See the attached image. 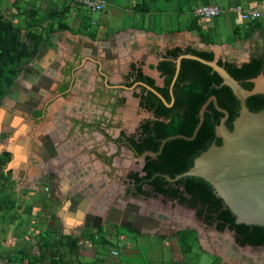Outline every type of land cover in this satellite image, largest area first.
Returning <instances> with one entry per match:
<instances>
[{
  "label": "flooded vegetation",
  "instance_id": "af4514ba",
  "mask_svg": "<svg viewBox=\"0 0 264 264\" xmlns=\"http://www.w3.org/2000/svg\"><path fill=\"white\" fill-rule=\"evenodd\" d=\"M186 45L203 48L193 42L174 45L171 41H157V47H135L119 52L108 47L65 48L56 67L43 75L49 80L47 86L30 90L26 94L28 104L24 108L12 106L11 117L6 119L10 122V131L5 138L19 141L21 145L19 156H13L10 164L16 167L18 161H25L24 177L22 171L17 173L22 185L52 196L63 194L67 197L66 203L69 196H96L95 200L99 198L105 204L121 208H110L107 213L112 212L109 217L118 222L129 221L130 225H123L126 228L140 226L143 221L154 222L155 218L169 221L170 217L157 211V207H150L151 201L159 200L169 203L170 208L191 209L194 220L223 232L225 229H216L215 222L209 224L198 217L197 207L179 204L157 194L148 185L160 174L147 166V160L157 162L162 150L149 148L157 143V120L165 123L172 120L157 117V98L162 100L153 90L159 92L157 86H165L166 79L158 64L170 58L165 57L166 49ZM253 46L251 42L244 51L247 57ZM217 54L218 58L241 59L239 53L225 50ZM149 57L153 62L147 67ZM138 69L144 77L138 75ZM171 80L168 86L170 102L162 101L168 109L174 102L171 96L176 79L172 85ZM5 132L1 131L0 138ZM146 166L153 171L150 176H147ZM39 182L49 192L41 189ZM239 246L257 249L264 244Z\"/></svg>",
  "mask_w": 264,
  "mask_h": 264
},
{
  "label": "crops",
  "instance_id": "0c3cea01",
  "mask_svg": "<svg viewBox=\"0 0 264 264\" xmlns=\"http://www.w3.org/2000/svg\"><path fill=\"white\" fill-rule=\"evenodd\" d=\"M202 1L217 4L222 8L234 4H240L244 8H264V0H190L185 5L190 11L183 18L187 28L181 32L180 37L136 28L119 33L115 39L103 43L90 41L86 34H83L79 37L80 42L70 44L69 47H108L119 52L135 47H157V41L159 43L171 41L172 44L178 45L191 42V37L198 35L192 31L193 27H200L199 33L205 31L208 36L215 37L209 45H221L224 50H247L249 47L247 43L237 45L244 36H252L253 40H260L264 36V22L260 27L252 28L234 13L225 12L208 20L193 18V7ZM68 4L67 0H0V93L3 82L9 81L6 69L10 63L16 65L19 60L31 57L34 49L50 47L51 20L68 22L74 26H80L85 20L70 4L68 7L70 12L66 16L63 9ZM162 22L161 20V26ZM171 23L172 21L169 24ZM51 33L65 36V31L60 29H55ZM59 47L65 48L66 44L63 43ZM238 47L243 48L234 49ZM58 53L43 55L31 66H34L33 69L45 70L51 62L58 63L60 52ZM147 62V67H150L149 63L153 62V58L149 57ZM11 67L13 66H9V69ZM20 98L26 99V95H20L18 99ZM8 110L10 112V109ZM0 115L2 116L1 113ZM2 119L0 117V131L5 130L1 125H10L7 117L3 121ZM0 139H2L0 160L6 151L9 155L8 160L13 156H19L18 151L21 149L19 141ZM15 166H11L12 171L17 173L22 171L24 177L25 161H18ZM46 195L47 193L38 191L28 193L22 187L0 188V258L23 259L27 264H171L170 260L175 259L167 257L170 250L167 245L170 244L174 249L175 241L172 237L163 239L162 236L151 232L144 233L147 230H154L157 218L151 223L143 221L142 225H135L138 229L134 226L128 229L121 226L120 222H104L100 229H92L84 224L78 212L105 215L107 208L98 209L93 205L89 209L81 208L82 205L85 207L90 203V199L86 195H79L73 198L72 204H69L72 211H68V200L67 203L65 200H59L62 202L61 206L52 207L49 200L46 203L42 199L46 198ZM47 196L56 199L50 194ZM166 226L160 225V229Z\"/></svg>",
  "mask_w": 264,
  "mask_h": 264
},
{
  "label": "rangeland",
  "instance_id": "374dc122",
  "mask_svg": "<svg viewBox=\"0 0 264 264\" xmlns=\"http://www.w3.org/2000/svg\"><path fill=\"white\" fill-rule=\"evenodd\" d=\"M187 1L190 0H107V7L104 11L83 15L82 18L85 20L80 26H74V24H68V22H56L55 20H51L52 25H50L49 34L50 47L34 49L31 57L29 56V58L22 59L21 61L19 60L15 63L16 65L10 63L9 66L13 67L9 69L8 66L6 69L8 73L7 79H9V81L3 82L4 85L1 86L2 90L0 93V113L2 114L0 117L3 118L2 121L6 119V117L7 119L11 117L8 109H11L12 106L24 108V105H22V102L18 99L20 95H26L30 90L33 92L36 90L35 85H39L40 88H42V85L47 86L49 80L45 79L43 75L46 72L48 74V71L56 67V64L51 62L49 67L45 70L42 69V71L37 68L33 69L34 66H31V64L41 56L49 53H56L58 55V51L62 54L65 51L64 49L68 48L70 44L72 45L73 43L80 42L79 37L83 34H86V37L90 41H96L98 43L115 39L119 33L136 28H143L152 32L156 31L162 35L180 37V35H182L181 32L187 28L184 25L185 20L183 19L186 13L190 11L187 9V6H185ZM68 7L69 4L63 9V12H66V16H68L70 12ZM156 20L157 24H155ZM161 20L163 21V26L160 24ZM171 21L172 23L169 24ZM87 23H89V25H86ZM55 29L64 30L65 36L53 35L51 31ZM214 38L210 37V40L207 37L193 35L191 37V42L197 44H210V42L214 41ZM242 39V41L237 43L238 46H242L246 43L251 45L253 41L252 36L249 35H247V37L244 36ZM63 43L66 44V47H59ZM240 48L242 49L243 47L234 49ZM60 59L62 58L59 57V60ZM26 86H29V88ZM1 124L3 123L1 122ZM24 124L25 123H23V125ZM1 127L6 131L2 134L3 137L2 135L1 137L5 138L6 134L10 131V125L3 124ZM24 127L25 126H23V129ZM18 140L21 139L18 138ZM6 152L3 153V157L0 160V188L15 189L16 187H22L25 188V191L28 193L37 192L26 189L27 187H24L27 186L26 184H24V186L22 185L17 172L12 171L13 168L10 164L12 160H8L9 155ZM40 180L43 179L41 178ZM38 185L41 189L46 190L42 182H39ZM46 191L49 192V189ZM47 195L46 198L42 197L46 203L47 200H49L52 207L61 206V201L57 199L53 200L51 196ZM88 197L90 203H87L85 207L84 205H80L81 208L89 209L91 205L96 206L98 209L107 208L111 210L112 208H119V206L115 204H105V201H101L99 198L95 200L96 198L94 197L96 196ZM65 198L67 197H64V199ZM153 203L157 205H152ZM150 207H157V211L170 217L169 221H165V219L161 221L157 220L156 227L153 228L154 230H147L144 233H154L155 235L157 234V236H162L163 239L172 237V240L175 241L174 249L170 244L167 245V248L170 249L167 257L170 259L173 257L175 258L174 260H170L171 264H255V262L257 264H264V247L250 249L235 245L232 241L233 235L231 233L227 230L218 232L212 227L200 224L199 220L193 219L191 209L184 207L179 208L177 206L170 208L169 203H160L159 200L151 201ZM119 209L121 210V208ZM120 224L122 226L130 225L131 223L129 221H121ZM148 225L150 224L148 223ZM160 225L167 226L166 228L164 227V229H160ZM134 227L137 228L138 226L134 225ZM194 228H197V231H195ZM120 231L123 230L120 229ZM160 250H162V247ZM225 254H229V256L226 257ZM162 260L165 261V259Z\"/></svg>",
  "mask_w": 264,
  "mask_h": 264
},
{
  "label": "trees",
  "instance_id": "16d2710c",
  "mask_svg": "<svg viewBox=\"0 0 264 264\" xmlns=\"http://www.w3.org/2000/svg\"><path fill=\"white\" fill-rule=\"evenodd\" d=\"M263 22H255L252 28L260 27ZM191 26V25H190ZM189 26V28H190ZM200 27H193L196 34L207 37L206 32ZM211 40V39H210ZM253 47H250V54L247 61H237L235 58L217 59V63L223 66L231 76H233L245 89H251L253 83L251 78L264 73V36L260 40H253ZM181 53H191L204 59L212 60L215 54L212 49H204L197 46L186 45L185 47L173 46L166 49L165 57L159 64L158 69L165 75V86H157V90L170 102L168 86L174 73L175 63L172 60ZM138 75L144 77L138 69ZM150 83L153 80L149 77ZM195 86L193 89L189 87ZM216 97L218 105L225 109L228 114L227 126L231 129V121L238 114L239 102L233 95L231 89L222 84L221 77L209 66L196 60L182 58L179 72L173 85L174 102L168 109L162 101L157 98V117L163 116L171 118L168 123L157 120V143L149 146L151 150H158L160 141L174 134L190 136L198 121V111L204 101L210 96ZM247 107L252 111H257L264 107V95L254 94L246 99ZM152 107L151 105H147ZM222 114L218 112L212 103H209L204 111V118L195 137L191 140L174 138L167 140L155 160H147L149 167L157 171L158 174L148 185L157 194L175 200L179 204H187L197 207V216L204 222L216 223L217 230L229 229L234 232L235 241L239 245L259 246L264 244V227L258 225L237 224L234 216L224 205L221 198L215 195L211 185L200 177L185 176L174 182L166 180L161 174L174 177L176 174L185 171L191 166L193 159L204 151L212 142L221 143V139L215 136V126L218 124ZM145 167L147 176L153 172L149 167ZM136 179H138L136 177ZM200 205V206H198ZM130 229V227H127Z\"/></svg>",
  "mask_w": 264,
  "mask_h": 264
},
{
  "label": "water",
  "instance_id": "95a60500",
  "mask_svg": "<svg viewBox=\"0 0 264 264\" xmlns=\"http://www.w3.org/2000/svg\"><path fill=\"white\" fill-rule=\"evenodd\" d=\"M257 40V39H256ZM203 48L212 49L215 57L212 60L204 59L191 53H182L174 60L175 70L171 85L175 81L182 58L196 60L216 71L222 79V84L227 85L239 102L238 114L232 119V128L226 125L229 114L221 108L214 95H210L200 106L198 121L190 136L182 134L169 135L161 140L160 152L167 140L183 138L191 140L195 137L204 118V111L209 103L222 114L215 126V136L221 139L220 144L212 142L204 151L193 159L190 167L176 174L174 177L163 175L168 181H176L185 176L200 177L209 183L216 196L222 199L224 205L230 210L237 224L258 225L264 227V107L252 111L247 107L246 99L254 94L264 95V73L260 72L250 81L251 89L243 88L229 72L217 63L218 51L224 50L221 45L199 44ZM226 52L239 53L240 62L247 61L244 54L246 50H225ZM195 86L189 87L193 89ZM36 89L39 86L35 85ZM157 96L167 104V101L159 93L153 90ZM170 93L171 88H170ZM172 95V94H171ZM27 96V95H26ZM171 96V102H173ZM23 105H27L26 99H20ZM22 115L21 112L18 113ZM157 152V153H158ZM151 154H156L151 152ZM117 211V209H115ZM120 214V211H117ZM85 225L92 229H100L104 222L119 223L109 217L112 212L105 215H93L91 213L78 212ZM147 220V219H146ZM234 234L232 230L225 229ZM232 241L239 246L234 237Z\"/></svg>",
  "mask_w": 264,
  "mask_h": 264
},
{
  "label": "built area",
  "instance_id": "2783aa9c",
  "mask_svg": "<svg viewBox=\"0 0 264 264\" xmlns=\"http://www.w3.org/2000/svg\"><path fill=\"white\" fill-rule=\"evenodd\" d=\"M72 7L76 8L80 15H88L89 13H97L104 11L107 7V0H67ZM234 13L238 18L247 24L252 25L255 22H264V8L250 7L244 8L240 4L229 5L226 8H222L217 4H210L202 1L192 9L193 18L213 19L223 13ZM88 13V14H87ZM53 197L57 200H64L65 195L56 193ZM74 196L68 197V202L72 204ZM68 211H72L71 206L68 207ZM116 254V252H113ZM0 264H27L23 259H3L0 258Z\"/></svg>",
  "mask_w": 264,
  "mask_h": 264
},
{
  "label": "bare ground",
  "instance_id": "6f19581e",
  "mask_svg": "<svg viewBox=\"0 0 264 264\" xmlns=\"http://www.w3.org/2000/svg\"><path fill=\"white\" fill-rule=\"evenodd\" d=\"M83 198H84V197H83ZM82 202H83V200H82ZM225 256H226V257H228V256H229V254H225Z\"/></svg>",
  "mask_w": 264,
  "mask_h": 264
}]
</instances>
